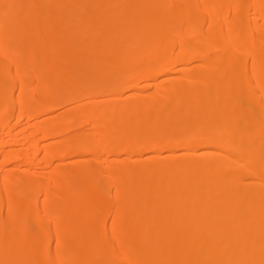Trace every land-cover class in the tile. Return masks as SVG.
I'll return each instance as SVG.
<instances>
[{"label": "bare ground", "instance_id": "obj_1", "mask_svg": "<svg viewBox=\"0 0 264 264\" xmlns=\"http://www.w3.org/2000/svg\"><path fill=\"white\" fill-rule=\"evenodd\" d=\"M0 264H264V0H0Z\"/></svg>", "mask_w": 264, "mask_h": 264}]
</instances>
